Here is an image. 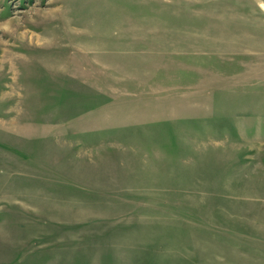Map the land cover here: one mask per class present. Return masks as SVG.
I'll return each instance as SVG.
<instances>
[{
	"label": "rangeland",
	"instance_id": "374dc122",
	"mask_svg": "<svg viewBox=\"0 0 264 264\" xmlns=\"http://www.w3.org/2000/svg\"><path fill=\"white\" fill-rule=\"evenodd\" d=\"M0 264H264V0H0Z\"/></svg>",
	"mask_w": 264,
	"mask_h": 264
}]
</instances>
